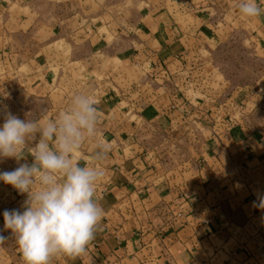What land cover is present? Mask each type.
<instances>
[{
  "label": "crops",
  "instance_id": "1",
  "mask_svg": "<svg viewBox=\"0 0 264 264\" xmlns=\"http://www.w3.org/2000/svg\"><path fill=\"white\" fill-rule=\"evenodd\" d=\"M236 4L0 0V124L55 118L78 94L98 108L77 157L104 169L105 215L86 254L53 264H264V132L235 114L252 90L225 89L203 54L236 28L264 63V14ZM25 198L0 182V264H24L3 212Z\"/></svg>",
  "mask_w": 264,
  "mask_h": 264
},
{
  "label": "clouds",
  "instance_id": "2",
  "mask_svg": "<svg viewBox=\"0 0 264 264\" xmlns=\"http://www.w3.org/2000/svg\"><path fill=\"white\" fill-rule=\"evenodd\" d=\"M246 18L264 14L258 0H237ZM98 108L84 94L55 118L21 119L8 112L0 124V160L13 159L18 166L0 171V182L26 198L22 209H5L4 229L15 237L24 264H53L60 256L86 254L105 211L96 197L102 167L81 162L77 153L89 136L97 135ZM107 146L95 154L107 158ZM31 156V163H19ZM264 207V199L261 200ZM8 237L0 230V246Z\"/></svg>",
  "mask_w": 264,
  "mask_h": 264
},
{
  "label": "rangeland",
  "instance_id": "3",
  "mask_svg": "<svg viewBox=\"0 0 264 264\" xmlns=\"http://www.w3.org/2000/svg\"><path fill=\"white\" fill-rule=\"evenodd\" d=\"M67 54L68 50H65L63 56L67 57ZM203 54L209 59L210 67L227 83L225 89L252 90L250 96L239 104L235 114L250 132H264V91H259L260 85L257 84L264 72V63L254 54L248 37L234 28L225 34L217 47Z\"/></svg>",
  "mask_w": 264,
  "mask_h": 264
}]
</instances>
